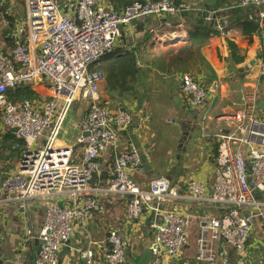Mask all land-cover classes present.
<instances>
[{
    "label": "built area",
    "instance_id": "1",
    "mask_svg": "<svg viewBox=\"0 0 264 264\" xmlns=\"http://www.w3.org/2000/svg\"><path fill=\"white\" fill-rule=\"evenodd\" d=\"M64 0H24L25 16L11 35L8 54L0 51V115L4 126L17 128L25 150L18 171L1 179L0 205L39 201L45 204L43 226L37 235L38 252L32 264H58L61 246L70 239L76 224L86 225L99 210L102 197H125L124 215L138 219L145 209L152 216V258L150 264H229L227 250L214 249L212 241L223 240L243 252L253 226V218L264 219V117L256 114L255 89L243 88L242 107L217 116L224 124L217 134L216 167L212 189L191 181L181 193L166 177H154L146 186L133 179L141 168V154L133 145L121 150L118 132L132 125L134 116L121 106L108 107L101 96L105 74L97 68L111 56L121 28L150 15L177 14L188 8L174 0H133L121 12L100 0H74L73 12L62 11ZM1 4V3H0ZM236 6L260 8L264 0H237ZM221 33H229L226 16L208 13ZM264 76V58L258 65ZM45 82V98L14 103L8 90L20 85ZM188 104L200 109L210 88L200 85L190 74L181 77ZM85 104L75 143L62 141L65 123L75 102ZM81 144L78 161L73 159ZM113 150L114 163L109 180L91 187L101 173L99 157ZM63 200L60 208L57 202ZM180 201L214 205L219 215H199V234L193 259L183 257L188 242L190 216L168 206ZM103 248L106 264H125V243L116 230L110 231ZM84 264H98L92 249L81 251ZM242 258H245L243 254Z\"/></svg>",
    "mask_w": 264,
    "mask_h": 264
},
{
    "label": "crops",
    "instance_id": "2",
    "mask_svg": "<svg viewBox=\"0 0 264 264\" xmlns=\"http://www.w3.org/2000/svg\"><path fill=\"white\" fill-rule=\"evenodd\" d=\"M100 1L121 12L131 0ZM175 2L184 4L188 10L177 14L150 15L122 26L112 56H121L130 51L136 56L138 70L129 84L133 96L128 98L118 91H106L105 79L101 85V96L108 107L121 106L134 116L132 125L118 132V147L121 150L133 144L139 149L142 169L132 172L138 185L146 186L154 177H166L181 193H187L191 181L204 183L209 193L216 167V134L221 130L217 116L242 107L241 90L252 88L258 95L256 114L264 117V76L258 70L264 55V36L259 32L251 34L246 31L251 22L263 27L264 19L259 16L260 8L236 6L237 0ZM73 6L74 0H64L62 11L72 13ZM198 11L205 12V17L213 12L217 16H226L229 33L215 31L214 24L198 23ZM24 16L25 10L22 15L18 14L17 22L22 21ZM7 24L0 35L1 52H8L9 49L4 38V34L11 30L9 22ZM197 25L207 28L200 30ZM201 32H208V41L203 44L191 43V36ZM228 39L235 44V56H232ZM185 73L200 85L210 88L209 98L200 109L191 107L182 91L181 76ZM28 87L38 96L42 94L47 97L45 82ZM126 99L134 101L126 103ZM85 112L82 101L73 104L62 141L75 143ZM185 129L190 137L180 147L178 142ZM199 131H202L201 137ZM8 132L17 137L13 130L3 125L0 115V180L18 171L23 156L20 153L22 140L14 143L8 138ZM16 146L18 152H12L10 149ZM81 148L79 144L74 149L75 161L79 160ZM197 155L203 157L198 158ZM114 156L113 150H109L99 157L101 173L94 176L91 187L104 185L109 180ZM103 170L105 177H102ZM125 200L124 196L102 197L99 210L91 214L87 224L74 226L72 236L59 250L58 264H84L81 251L85 249H92L96 263L106 264L103 248L107 245L110 231L114 230L124 240L127 259L136 261L142 252L145 236L151 231L152 216L145 209L138 219L127 220L124 215ZM168 206L191 215L188 242L183 254L185 259L191 261L199 234V215H219L221 211L214 205H195L188 201ZM44 208L45 204L39 201L26 205L21 202L0 205V264L33 263L39 244L36 238L29 239L26 231L29 229L34 235L38 234L43 226ZM210 244L214 249H226L230 264H264V219L253 218L252 230L242 253L221 239ZM243 254L245 258H242Z\"/></svg>",
    "mask_w": 264,
    "mask_h": 264
},
{
    "label": "trees",
    "instance_id": "3",
    "mask_svg": "<svg viewBox=\"0 0 264 264\" xmlns=\"http://www.w3.org/2000/svg\"><path fill=\"white\" fill-rule=\"evenodd\" d=\"M0 1H1L0 11L5 12L4 17L9 22V27L11 28L10 31H8L4 34V38L7 41V44L9 47L8 52H4V53L8 54L9 51L11 50L12 45H13V40H12L11 35L13 33L15 24L17 23L18 15H13V14L9 13V11H8L9 10V0H0ZM132 1L133 0H131L126 5L130 4ZM247 7L256 8L254 6H247ZM196 27L200 28V30L202 28H204L202 25L201 26L197 25ZM206 28H204V29H206ZM215 31H216V28H215ZM246 31L248 33H251V34L259 32L264 36V26L259 27L254 22H251L249 24V27L246 28ZM208 35H209L208 32H201L200 34L198 33L196 35L193 34L190 38V42L191 43L192 42H199L201 44L206 43L208 41V38H209ZM227 43H228L230 50L233 53L232 56L233 55L235 56V54H234V52L236 51L235 44L229 39L227 40ZM113 56L111 55V56H108L105 59H103L97 68L102 70L105 74V90L108 92L120 91V94H123L124 91L129 89V83H131L133 81L134 75L138 70V68L136 66V56L133 54L132 51H130L129 53L123 54L121 56H117V57L116 56L113 57ZM263 58H264V55H263ZM7 94H8L10 101H12L14 103L22 102L24 100H30V101L39 100V101H41L42 99H45V98L38 96V94H36L34 91H32L28 87V85L17 86L13 89L8 90ZM8 138H10L11 141H13L14 143L20 141L19 140L20 138L14 137V135L11 134V132H8ZM21 144L22 145H20V148H21L20 153L22 156V154L25 150V144L23 141ZM1 147H3V145H1ZM14 149H10V150L12 152H15V151L18 152L17 151L18 146H16V148H14ZM95 182L98 183V180H95Z\"/></svg>",
    "mask_w": 264,
    "mask_h": 264
},
{
    "label": "water",
    "instance_id": "4",
    "mask_svg": "<svg viewBox=\"0 0 264 264\" xmlns=\"http://www.w3.org/2000/svg\"><path fill=\"white\" fill-rule=\"evenodd\" d=\"M205 12L203 11H198L196 13V16L199 18L198 19V23L200 24H205V25H216L215 22H212V21H208V20H205ZM13 130L14 132L17 131V128H13L11 129ZM188 136H189V133L187 131V129L183 130V134L178 142V145L181 147L183 142H185L186 140H188ZM190 137V136H189ZM105 170L102 171V177H105ZM0 187H1V180H0ZM64 204V201L63 200H60L57 202V205L58 207H62ZM151 237H152V233L151 231L149 232V234L145 237L144 239V242L142 244V252L140 253V255L138 256V259L136 261H130L126 258V261H125V264H150L151 262V258H152V249L154 247L153 243H152V240H151ZM230 264V263H229ZM231 264H237V263H231Z\"/></svg>",
    "mask_w": 264,
    "mask_h": 264
},
{
    "label": "rangeland",
    "instance_id": "5",
    "mask_svg": "<svg viewBox=\"0 0 264 264\" xmlns=\"http://www.w3.org/2000/svg\"><path fill=\"white\" fill-rule=\"evenodd\" d=\"M1 3V1H0ZM9 4H10V8H9V13L13 14V15H22L23 11H24V0H9ZM1 6V4H0ZM210 14V13H209ZM5 12L4 11H0V35L2 34L3 30L6 28V26H8V21L5 20ZM23 20V19H22ZM182 77V76H181ZM132 83V82H131ZM130 84V83H129ZM133 85V84H132ZM117 93H120V91H118ZM124 95L126 94L129 98L133 96V90H131L130 85H129V89L124 91L123 93ZM134 100H129L126 99V103L128 102H133ZM122 106H125V104H123ZM236 108L233 109L236 110ZM221 126L219 127V130L222 129L224 127L223 123H219ZM202 131H199V137H201ZM204 137L202 138V142L204 141ZM201 155H197V157L199 158ZM203 157V156H201ZM146 237V236H145ZM129 246V244H127V247Z\"/></svg>",
    "mask_w": 264,
    "mask_h": 264
}]
</instances>
